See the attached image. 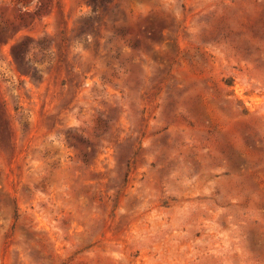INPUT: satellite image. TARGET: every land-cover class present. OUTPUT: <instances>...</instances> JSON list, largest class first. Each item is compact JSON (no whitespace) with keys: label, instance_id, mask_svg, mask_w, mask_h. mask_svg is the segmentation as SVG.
<instances>
[{"label":"rangeland","instance_id":"rangeland-1","mask_svg":"<svg viewBox=\"0 0 264 264\" xmlns=\"http://www.w3.org/2000/svg\"><path fill=\"white\" fill-rule=\"evenodd\" d=\"M0 38V264H264V0H0Z\"/></svg>","mask_w":264,"mask_h":264},{"label":"trees","instance_id":"trees-1","mask_svg":"<svg viewBox=\"0 0 264 264\" xmlns=\"http://www.w3.org/2000/svg\"><path fill=\"white\" fill-rule=\"evenodd\" d=\"M112 0H90V4L93 5L94 7V11H98L99 7L105 6L107 5L109 2H111ZM2 41V39L0 38V42ZM16 56L20 59H22L23 61L25 60L24 57V51L20 50V51H16Z\"/></svg>","mask_w":264,"mask_h":264}]
</instances>
